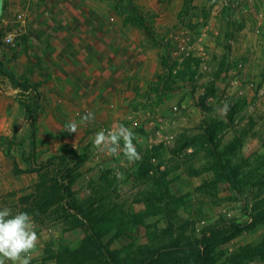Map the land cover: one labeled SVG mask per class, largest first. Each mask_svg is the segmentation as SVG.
Instances as JSON below:
<instances>
[{
  "label": "rangeland",
  "instance_id": "374dc122",
  "mask_svg": "<svg viewBox=\"0 0 264 264\" xmlns=\"http://www.w3.org/2000/svg\"><path fill=\"white\" fill-rule=\"evenodd\" d=\"M75 2L87 0H2L4 68L18 76L42 65L55 88L68 80L78 101L66 121L40 119L34 165L25 162L32 151L23 119L10 148L18 170L0 161V207L27 212L40 236L31 264H106L88 227L116 264H264V0H121L144 14L157 46L134 27L121 29L125 13L113 0H88L89 22L71 23L82 12ZM118 32L129 72L119 77L130 78L136 50L146 60L139 59L141 86L115 93L116 83L106 89L101 78L103 53L88 76L69 55L91 45L99 51L95 43ZM19 84L0 69V95L32 103ZM60 92L64 99L68 91ZM96 108L76 134L64 131ZM117 123L135 133L139 161L93 149L90 138ZM64 136L80 139L85 161L39 168L59 154Z\"/></svg>",
  "mask_w": 264,
  "mask_h": 264
},
{
  "label": "crops",
  "instance_id": "0c3cea01",
  "mask_svg": "<svg viewBox=\"0 0 264 264\" xmlns=\"http://www.w3.org/2000/svg\"><path fill=\"white\" fill-rule=\"evenodd\" d=\"M75 4L79 10L80 9L82 10V12L78 13V16H75V17L70 16V22L72 23V21L74 20L76 24H81L79 22V20H82L84 22V24H87L86 20L89 22V20L91 18L92 3L91 2L88 3V0H87V3L75 2L74 5ZM130 27H133V26L127 25V26L123 27L122 22H121V29L122 30H125L126 28H130ZM125 38H126L125 36L124 37L122 35L119 36V32H118V35L115 33H112L111 36L100 39L99 41H101V42L98 41L97 43H95L96 48H97V44L100 46L98 48L99 51H97L91 45V47H88V49L86 47H84V50H82V51L75 50V51H73V54L70 53L69 56H72V57L75 56L76 57V55H77V57L80 60H82L81 62H84V65H82L86 71V72L84 71V75L88 76L89 72H90V64L95 61V59L97 58V54H100V52L103 53V57L102 56H99V57H102L101 66L103 69H105V73H104L105 77L101 76V78L104 80L103 81L104 84L106 83V85H107V87L105 86V88L109 89L110 84L108 82H115L116 83L115 86L117 87L115 89V91H116L115 93L119 92V86H121V89H135L136 90L137 86H141V82L139 81L140 79L137 76L140 72V65H141V61L139 59L142 58L144 61V60H146V57L139 50H136V53L134 52L135 59H133L134 60V62H133L134 67H133V70L130 72V74H131L130 78H129V76H127L126 77L127 79H125L123 77V75L121 77H119L120 74L129 73L128 70L125 69L127 67L124 68V66H121L123 64H121V62L119 61L121 59V56H119V42L122 43L124 40H126ZM149 45H151V44H149ZM101 48H103V49H101ZM103 50H105V51H103ZM114 57H117L118 60L114 59V61L112 62V59ZM27 60L28 59L26 58V61ZM21 70H22V72H20V71L19 72L22 74H20L18 76L22 75V76L26 77L32 84L33 83L34 84L39 83L40 86L37 88V90L39 92V100H40L41 96H43V98L45 99V102L43 101L41 107L39 104L40 101L38 100L39 101L38 102L39 108H38V111L34 117L35 118V127H36V135H35L36 136L35 137V144H36V139H37L39 132H40V119H42L44 117L45 118L51 117L54 121H57V120L59 122L66 121V119H64L65 118L64 115H68V118H69V114L71 112V111H69L70 108H72V107L74 108L75 107L74 104H77L78 101L77 100L75 101L73 96H72L73 95L72 94L73 89L71 87V83L69 84V81L65 79L61 82V84L59 85V88L58 87L55 88L54 84L52 83V80L54 79V76L52 75L53 73L50 72V70L44 68V66L41 65V67H38L35 70L26 69L27 71L24 73H23V69H21ZM109 75H110V77H109ZM15 76H17V75H15ZM111 84H114V83H111ZM51 90L52 91L56 90L58 92V94L51 92ZM60 91H63V92L68 91L69 93L67 92V96L66 95L63 96L64 97V99H63V98H61L62 96L60 97V95H61ZM48 93L52 95V99H53L52 102L53 103L48 101V95H49ZM2 94H4V93L1 92V95H0V136L8 137V135H9L8 133L12 132V135H11L12 137H8V138H14L16 140V136H17V133L15 132L16 124H18L19 121L22 119L28 122V120L26 118V113H25L24 108L19 105L18 101L15 100L12 103L10 98H8L7 96H4ZM5 94H7V93H5ZM56 100H57V103H56ZM66 106H68L67 110H66ZM98 110L99 109L96 108L94 111L91 110V112L94 113V115H97ZM67 121H69V119ZM28 127H29V122H28ZM58 127L63 128V127L59 126V124H58ZM8 130H9V132H7ZM29 135H30V128H29ZM51 136H52V138H55L56 135L53 134ZM62 139H64L65 140L64 142H67V143L59 146V148H58L59 153H60V147L61 146L73 148V149L78 151V148L81 145L80 139L79 140H72L68 136H64V137H62ZM3 156H4V154L2 152H0V161L3 160ZM5 158H7V157H5ZM153 161H154V159H153ZM12 169H13V167H12ZM10 170H11V168L9 169V171ZM198 178L200 179V177H198Z\"/></svg>",
  "mask_w": 264,
  "mask_h": 264
},
{
  "label": "clouds",
  "instance_id": "9594fccd",
  "mask_svg": "<svg viewBox=\"0 0 264 264\" xmlns=\"http://www.w3.org/2000/svg\"><path fill=\"white\" fill-rule=\"evenodd\" d=\"M220 111L226 115V103ZM94 120V113L88 111L79 122H68L64 131L76 134L80 125H86ZM90 139L93 149L107 156L115 157L122 154L129 163L141 159L133 142L136 139L135 133L123 124H113L109 129L96 132ZM116 178L122 180L124 176L117 172ZM39 242L40 236L31 215L27 212L13 213L7 206L0 207V264H31Z\"/></svg>",
  "mask_w": 264,
  "mask_h": 264
},
{
  "label": "trees",
  "instance_id": "16d2710c",
  "mask_svg": "<svg viewBox=\"0 0 264 264\" xmlns=\"http://www.w3.org/2000/svg\"><path fill=\"white\" fill-rule=\"evenodd\" d=\"M115 3L116 8H121L124 13L125 16L122 19V26L125 27L127 25L133 26L134 28L140 30L145 37L147 38V40L149 41V43L152 46H157V39L155 37V35L152 33L150 27L148 26L146 20H145V16L144 14L140 11V9H138L135 6H127V5H123L121 3V0H113ZM1 10H2V0H0V14H1ZM168 53L166 51L163 52V54L161 55L160 58V65L162 68L167 69V65H168ZM0 69L4 70V74L5 76L9 79V81L12 84H19L17 81L20 80L22 81L21 84H19L20 86V91L25 93V94H32L34 95L35 100L32 103H23L21 101H18L19 105L21 107L24 108L25 113H26V118L29 122V128H30V147H31V160L30 159H26L25 162L31 166L34 165L36 163V158L34 156V149H35V135H36V127H35V114L38 111V100H39V92L37 90V88L40 86L39 83L36 84H32L26 77L24 76H15L11 71H8L4 68L3 63L0 61ZM15 139L14 138H8L6 136H0V148L2 150V153L4 154L5 157L9 158L12 160V167H13V171H17L18 170V165L17 162L15 161L14 157L12 156L11 152H10V148H12L14 146V142ZM6 144L7 148L4 150L2 149V146ZM11 145V146H10ZM23 160V156L21 157ZM86 155L84 153H79L77 150L73 149V148H69L66 146H61L60 147V153L58 155H54L49 157V159H47V161L41 163V165L39 166V168H45V167H49L52 166L55 163H61L63 164L66 168H68L69 170L72 168H77L78 166H80L84 161H85ZM65 184L67 185V181H64ZM232 185V184H231ZM234 186V185H233ZM64 191L67 195H70V188L68 186H66L64 188ZM88 230L90 232V238L91 240H93L94 244L96 245V247L99 249L101 256L103 258H105V263L106 264H116L113 258V253L108 250L106 247H104L99 239V236L93 232V230L88 227Z\"/></svg>",
  "mask_w": 264,
  "mask_h": 264
}]
</instances>
